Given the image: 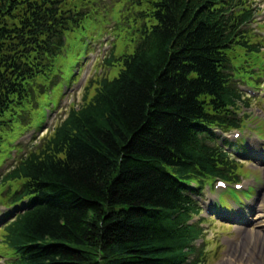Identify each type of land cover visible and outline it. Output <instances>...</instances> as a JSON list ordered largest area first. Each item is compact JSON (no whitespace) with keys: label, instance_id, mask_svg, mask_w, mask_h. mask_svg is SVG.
Wrapping results in <instances>:
<instances>
[{"label":"trees","instance_id":"16d2710c","mask_svg":"<svg viewBox=\"0 0 264 264\" xmlns=\"http://www.w3.org/2000/svg\"><path fill=\"white\" fill-rule=\"evenodd\" d=\"M66 1L0 0V110L24 80L50 71L47 60L58 59L70 25L79 26ZM224 2L150 0L155 28L147 38L135 33L139 44L120 58V76L99 83L46 151L12 172L43 204L9 242L11 264H188L201 233L191 224L199 208L188 183L227 178L224 157L195 132L225 98L210 61L229 41L248 48L220 15Z\"/></svg>","mask_w":264,"mask_h":264},{"label":"rangeland","instance_id":"374dc122","mask_svg":"<svg viewBox=\"0 0 264 264\" xmlns=\"http://www.w3.org/2000/svg\"><path fill=\"white\" fill-rule=\"evenodd\" d=\"M252 1L256 2L258 7H260L261 15L264 14V0ZM104 2L105 4H109L110 0H105ZM104 9L110 10L111 7H107L104 3L100 2L98 5L99 12L102 13ZM259 23L261 22L259 21ZM110 39L111 41H109V46L105 50L106 52H109L117 43L112 37H110ZM261 44L263 49L262 59L264 60V37L261 39ZM103 47H105V45L100 41V47H93L94 52L91 51L88 53L86 62L88 60L92 62L94 57H99L100 52L104 53ZM90 65L91 64H87V66L83 68L81 79L84 77V80H81L77 86V94H79L81 98L82 95H80V90L82 89V86L90 80H86V77H88L87 74L90 71ZM258 69L263 71L260 63L258 64ZM260 84H264V80H260ZM254 101L256 105L247 111V114L253 112L254 117L264 120V104L261 105V103H258L256 100ZM67 106L68 97L65 96L60 99V108H66ZM57 115L58 112L54 113L52 118L54 119ZM251 127H254L253 124ZM247 132L248 131H246V133ZM258 132H260V130ZM256 138L257 137L254 136L253 141H248L246 143L251 151L242 153L240 158L246 160L244 166L257 171V173L252 174V178L257 179L258 181V186H256L257 193L251 200L245 202V204L234 205L232 210H228L231 214H235V216L239 213L245 214L247 218H245L243 222H245L246 225L239 226L235 224L236 221L233 220L231 221L233 224L231 222H220L212 217H207L206 215V218L203 216L200 217L205 219L203 224L207 235L205 250L207 253L209 252L207 264H264V146H260L258 142L255 141ZM249 155L254 157L259 156V158L251 161ZM223 194L232 197L237 195L241 196V194L232 191ZM214 195H216V193L211 194L209 191H206L205 198L208 199L206 202H211L212 206L216 200ZM259 216H263L261 220L258 219ZM200 218L196 220L199 221ZM237 220H241V218L237 217ZM4 248V246L0 245V251L4 250Z\"/></svg>","mask_w":264,"mask_h":264}]
</instances>
